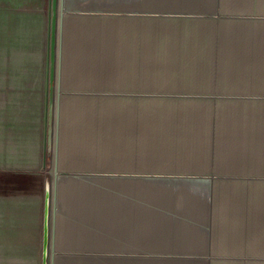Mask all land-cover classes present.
<instances>
[{
	"label": "rangeland",
	"instance_id": "rangeland-1",
	"mask_svg": "<svg viewBox=\"0 0 264 264\" xmlns=\"http://www.w3.org/2000/svg\"><path fill=\"white\" fill-rule=\"evenodd\" d=\"M65 11L84 26L60 25L55 75L86 82L84 98L57 99L59 147L101 158L102 197L134 232L149 235L136 221L147 208L150 235L183 241L124 264H264V0H68ZM58 122L57 108L55 154Z\"/></svg>",
	"mask_w": 264,
	"mask_h": 264
},
{
	"label": "crops",
	"instance_id": "crops-1",
	"mask_svg": "<svg viewBox=\"0 0 264 264\" xmlns=\"http://www.w3.org/2000/svg\"><path fill=\"white\" fill-rule=\"evenodd\" d=\"M67 1L62 0L61 27H70L73 20L82 29L84 15H68ZM49 13L50 0H0V264H124L148 260L144 251L154 246L183 243L180 237L150 235V222L159 221L147 208L136 221L148 226L149 235L132 230L131 215H117L118 204L102 197L101 158L59 147L60 105L54 154L53 102L84 98L80 85L86 77L50 78ZM72 45L66 53L74 50ZM102 50L101 45L90 49ZM70 63L62 59L64 73ZM81 67L83 62L76 68ZM53 171L54 201L48 191Z\"/></svg>",
	"mask_w": 264,
	"mask_h": 264
},
{
	"label": "water",
	"instance_id": "water-1",
	"mask_svg": "<svg viewBox=\"0 0 264 264\" xmlns=\"http://www.w3.org/2000/svg\"><path fill=\"white\" fill-rule=\"evenodd\" d=\"M62 13H63L62 0H50L49 31H48L49 34L48 64H49V76L51 79L57 77V74L55 75V67L57 73L58 63H59V50H60L59 36H60Z\"/></svg>",
	"mask_w": 264,
	"mask_h": 264
},
{
	"label": "bare ground",
	"instance_id": "bare-ground-1",
	"mask_svg": "<svg viewBox=\"0 0 264 264\" xmlns=\"http://www.w3.org/2000/svg\"><path fill=\"white\" fill-rule=\"evenodd\" d=\"M60 38V37H59ZM59 64V63H58ZM59 77V76H58ZM57 77V78H58ZM58 83V82H57ZM58 88V87H57ZM56 88V89H57ZM58 90V89H57ZM56 95V94H55ZM57 96V95H56ZM55 102H53V104H54V120L56 121V119H57V108H58V103H57V99L55 98V100H54ZM54 121V122H55ZM57 125V124H56ZM53 129V128H52ZM55 154V153H54ZM54 168H55V166H54ZM56 170V169H55ZM55 171H53V176L55 177ZM49 180V179H48ZM54 189H55V184H54V181H53V191H54ZM50 190H51V184L49 183V185H48V191H49V193H50ZM46 210V209H45ZM46 235V234H45ZM45 244V243H44ZM52 249V248H51ZM52 260V259H51ZM52 264V263H51Z\"/></svg>",
	"mask_w": 264,
	"mask_h": 264
}]
</instances>
